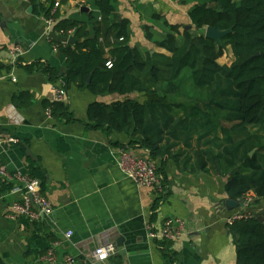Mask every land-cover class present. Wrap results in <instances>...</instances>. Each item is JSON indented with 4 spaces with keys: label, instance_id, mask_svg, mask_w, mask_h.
I'll use <instances>...</instances> for the list:
<instances>
[{
    "label": "crops",
    "instance_id": "obj_1",
    "mask_svg": "<svg viewBox=\"0 0 264 264\" xmlns=\"http://www.w3.org/2000/svg\"><path fill=\"white\" fill-rule=\"evenodd\" d=\"M195 3L119 0L118 11L120 17L130 19L131 45L165 52L145 34L146 29L157 34L166 29L153 13L170 23L192 25L189 9ZM84 6L89 12L81 9ZM30 7L28 0H0V159L13 175L9 181L0 176V256L7 264H68L67 257H72L71 264H238L227 219L239 208L225 206L230 198L225 191L227 177L182 170L167 159L162 172L166 194L159 196L139 186L121 171L118 150L130 146L143 154L150 155L149 151L130 143L132 138L126 133L87 125L89 104L124 98L120 95H97L72 85L63 103L76 119L68 122L48 115L49 104L54 102V80L47 72L28 66L43 61L63 73L67 58L60 44L66 36L49 29L47 17L34 7L29 11ZM58 8L61 18L78 14L85 19L93 11L86 0L61 2ZM16 46L23 49L17 58L12 54ZM228 51L229 61L221 57L222 64L234 59L232 50ZM155 160L160 166L161 160ZM35 167L45 174L41 188L52 203V213L40 214L37 220L8 217L12 203L24 195L21 177H33ZM249 196L253 214L263 213L264 198L257 202L253 193ZM34 209L39 211L38 206ZM168 217L185 220L187 233L174 241L152 238L147 225L161 228ZM108 242L117 244V252L101 261L95 250ZM52 246L56 259L47 262L43 257Z\"/></svg>",
    "mask_w": 264,
    "mask_h": 264
},
{
    "label": "trees",
    "instance_id": "obj_2",
    "mask_svg": "<svg viewBox=\"0 0 264 264\" xmlns=\"http://www.w3.org/2000/svg\"><path fill=\"white\" fill-rule=\"evenodd\" d=\"M28 1L38 14L56 19L55 31L67 36L74 29L80 39L60 44L67 58L63 73L43 61L28 69L45 71L54 81L62 77L67 89L76 85L97 95L124 97L89 104V128L126 133L130 143L161 160V172L165 161L173 159L182 170L227 177L225 191L231 199L242 201L251 193L264 198V0H197L189 17L200 36L153 13L166 28L161 34L145 30L146 37L165 50L154 53L131 45L130 19L120 17L119 0H86L93 11L85 19L78 14L61 18L57 0ZM207 26L232 31L219 44L205 36ZM228 49L234 59L222 64ZM49 107L54 118L76 119L63 102ZM31 174L42 184L46 181L40 167ZM227 225L237 263L264 264V223L249 215ZM0 264H7L1 256Z\"/></svg>",
    "mask_w": 264,
    "mask_h": 264
},
{
    "label": "built area",
    "instance_id": "obj_3",
    "mask_svg": "<svg viewBox=\"0 0 264 264\" xmlns=\"http://www.w3.org/2000/svg\"><path fill=\"white\" fill-rule=\"evenodd\" d=\"M132 1V0H126ZM59 2L55 3V8L59 6ZM56 19L53 17H47L46 23L49 29L54 28ZM65 36L63 30L57 31ZM74 36V29L68 31L66 41ZM23 53V49L16 46L12 50V54L15 58ZM107 65L112 66L111 61H108ZM16 80V78H14ZM54 102H65L68 96V90L66 82L62 77H58L54 81ZM48 115H52L51 108L47 110ZM118 165L121 171L133 179L139 186L152 189L159 196H163L167 192V184L163 173L159 170V164L156 160L150 157V155L143 154L135 151L132 147L123 146L118 150ZM0 176L9 181L13 178V175L8 170L7 166L0 159ZM19 178V174L16 175ZM15 177V176H14ZM25 182L24 195L22 200L14 201L9 208L7 216L10 218H17L19 216H27L32 220H37L40 214H50L53 211V206L50 200L42 192L41 180L35 177H21ZM31 195V196H30ZM251 198V197H248ZM249 199L245 202L248 203ZM34 206H38L39 211L34 209ZM249 216L248 213L242 211L233 215L227 220V223H233L236 219ZM149 235L152 238L162 241H174L187 233V227L185 220L176 217H168L161 228H156L153 223L148 225ZM72 231L67 232V236H71ZM58 242L56 243V245ZM117 244L114 242H108L96 248L95 256L101 261H106L113 257L117 252ZM55 246H52L44 255V260L47 262H53L56 259ZM66 262L68 264L73 263L72 257H67Z\"/></svg>",
    "mask_w": 264,
    "mask_h": 264
},
{
    "label": "water",
    "instance_id": "obj_4",
    "mask_svg": "<svg viewBox=\"0 0 264 264\" xmlns=\"http://www.w3.org/2000/svg\"><path fill=\"white\" fill-rule=\"evenodd\" d=\"M33 9V7H30L29 8V11H31ZM83 11L85 12H89V8L87 6H84L81 8ZM192 28V25H187L185 26V29H191ZM232 31V28H229V29H221V28H218V27H214V26H207L206 29H205V36L206 37H209V38H212L214 40H216L217 42H219V44H222V38L224 36H226L228 33H230ZM192 33L195 35V36H200L201 34L197 31V30H192ZM80 41L79 38H76L75 36H71L69 39H68V43L69 44H75L76 42ZM151 53H154V51H151ZM91 77L88 79V81L91 80ZM254 151L251 152V154H253ZM28 154L31 155L30 151L28 150ZM31 196V195H30ZM225 206L228 210H233L237 207L240 206V201L239 200H234V199H231V198H228L226 201H225ZM262 223H264V219L263 218H258ZM119 242H121V238L119 239Z\"/></svg>",
    "mask_w": 264,
    "mask_h": 264
},
{
    "label": "rangeland",
    "instance_id": "obj_5",
    "mask_svg": "<svg viewBox=\"0 0 264 264\" xmlns=\"http://www.w3.org/2000/svg\"><path fill=\"white\" fill-rule=\"evenodd\" d=\"M182 25V24H181ZM189 25V24H188ZM191 25V24H190ZM184 28H185V26H187V25H182ZM191 30H196V29H194V27H193V25H192V28H191ZM229 51L227 50L226 51V53H225V55L222 57V61L223 60H226V61H229V58H230V56H229V54H227ZM227 54V55H226ZM185 92L186 93H188V94H190V95H192L193 94V91H190L189 90V88H187V89H185ZM138 98H142L143 97V95H139V96H137ZM172 99H174V100H178V101H185L186 100V97L184 96V95H182V96H180V95H177V96H174V95H172ZM166 182V181H165ZM167 184V183H166ZM249 199V202L248 203H245L247 200ZM261 199H259V200H257V202L258 201H260ZM264 200V199H263ZM240 201V206L239 207H237V208H239L236 212H234L233 213V215H235V214H237L238 212H240V211H242L243 213H248V215H255V216H257L258 218H263L264 219V212L263 213H260V214H253V212L249 209L250 208V206H251V202L253 201V198L251 197V198H246V199H244V200H239ZM262 206L264 207V204L262 203ZM232 215V216H233ZM232 216H230V217H232ZM229 217V218H230ZM228 218V219H229ZM227 219V220H228ZM228 224V223H227Z\"/></svg>",
    "mask_w": 264,
    "mask_h": 264
}]
</instances>
